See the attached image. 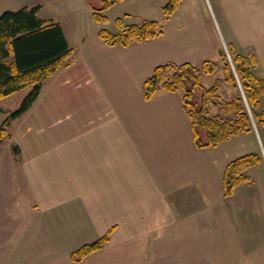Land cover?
<instances>
[{
    "label": "crops",
    "instance_id": "obj_1",
    "mask_svg": "<svg viewBox=\"0 0 264 264\" xmlns=\"http://www.w3.org/2000/svg\"><path fill=\"white\" fill-rule=\"evenodd\" d=\"M207 4L218 10L222 42L208 17L183 21L196 12L189 8L183 22L128 47L60 25L70 63L0 139V190L15 187L19 196L0 200V264H264V127L198 149L183 93H142L159 65L216 64L221 43L253 55L264 78V0ZM195 5L207 9L205 0ZM35 6L0 0V14ZM7 113L0 106V125ZM250 153L263 162L226 197L225 167ZM111 228L100 251L71 262L73 251Z\"/></svg>",
    "mask_w": 264,
    "mask_h": 264
},
{
    "label": "trees",
    "instance_id": "obj_2",
    "mask_svg": "<svg viewBox=\"0 0 264 264\" xmlns=\"http://www.w3.org/2000/svg\"><path fill=\"white\" fill-rule=\"evenodd\" d=\"M99 1L102 6L92 9V18L97 23L105 24L107 19L100 12L120 0ZM183 1L167 0L162 9L164 19H169ZM39 9V6L23 7L0 14V99L21 89L31 88L19 108L2 121L0 139L7 135L11 123L31 108L45 82L71 61L73 49L69 47L62 27L39 18ZM116 25L117 33L105 29L98 32L99 38L108 46L128 47L133 42L150 40L163 33V28L156 21L124 26L118 19ZM227 50L237 77L228 63L226 52L221 49L222 70L226 76L217 79L209 88L201 84V76L215 72L217 65L211 61L203 62L200 67L190 63L159 65L143 84L145 100H150L160 90L183 93V111L190 121L193 141L198 149L215 147L241 133L253 132V122L258 129L264 127V78L256 77L253 72L258 61L253 55L236 53L232 47L228 46ZM223 84L235 91L230 100H224L219 95ZM211 108L217 111L216 115L211 116ZM262 162L263 157L258 153L246 154L231 161L223 172L224 195L231 196L239 185L248 181L245 171ZM113 230L109 229L99 239L73 251L70 254L71 262L79 263L100 251L109 242Z\"/></svg>",
    "mask_w": 264,
    "mask_h": 264
},
{
    "label": "rangeland",
    "instance_id": "obj_3",
    "mask_svg": "<svg viewBox=\"0 0 264 264\" xmlns=\"http://www.w3.org/2000/svg\"><path fill=\"white\" fill-rule=\"evenodd\" d=\"M197 1L198 0H185L184 4H182V9L173 16L172 20H170L171 22L167 23V20L164 19V15L162 12V9L165 6L167 0H120L109 9L100 12V14L105 16L107 19L105 24H100L95 22L92 18V9H99L102 6L99 0H36V2L41 6V9L37 14L39 18L47 21L50 20L62 25L66 32L75 29L79 30L80 28L81 30L79 31L82 36H92L93 34L96 35L97 32L101 29H105L111 33H117L118 27L116 25V21L118 19L124 26L141 25L145 21H156L161 25L163 30H165L167 28H170L172 25H176V23L183 21L188 22L189 19L204 22V20L208 17L207 20L209 19L214 24L220 42H222L220 33L218 32L217 26L215 24L216 16L222 30L224 29L223 24L220 21L218 10L213 5L214 10L211 11V7H209V5L207 4V0H205L207 9L203 5H195ZM183 8L194 9L196 12L191 13L192 15L188 16L187 19H184L182 21V15L184 14ZM212 12H214V15L212 14ZM221 45L222 48H224L222 43ZM215 59L217 60L216 65H218L217 70L212 74L201 76V84L206 88L212 86L217 79H224L226 76L225 72L222 70V62L220 56L216 54ZM232 66L233 72L236 74L233 63ZM254 74L256 77L261 78V69L256 70ZM235 76L237 77V75ZM30 90L31 88L29 87L24 88L15 92L7 98L0 99V106L3 109H8L9 114L11 112H14L19 108L21 102L29 94ZM234 94L235 91L227 84H223L221 90L219 91V95L224 100H230L234 96ZM216 114L217 111L211 108V116ZM257 143L258 148L262 153L263 145L258 141ZM7 187H10V185H8ZM18 197L19 196L17 195L15 187H13L11 191L8 188L5 192L0 190V200L4 201V205H6L7 202H16V199H18ZM12 212L13 216H16V213H20V208L16 207L12 210ZM200 213L202 216V212ZM13 216L6 215L5 219L10 220L14 218ZM13 226H15L14 223ZM2 252L3 250H0V261L2 257L3 259L6 258L5 255H2Z\"/></svg>",
    "mask_w": 264,
    "mask_h": 264
},
{
    "label": "water",
    "instance_id": "obj_4",
    "mask_svg": "<svg viewBox=\"0 0 264 264\" xmlns=\"http://www.w3.org/2000/svg\"><path fill=\"white\" fill-rule=\"evenodd\" d=\"M229 62H230V65L232 66V62H231V61H229ZM238 85H239V89H240V91H241V93H242V95H243V97H244V99H245V96H244V94H243V91H242V88H241V86H240V83H238ZM252 122H253V119H252ZM253 126L255 127L254 122H253Z\"/></svg>",
    "mask_w": 264,
    "mask_h": 264
}]
</instances>
